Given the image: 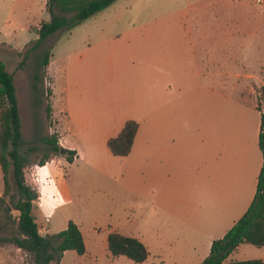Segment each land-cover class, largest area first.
Masks as SVG:
<instances>
[{
	"label": "rangeland",
	"instance_id": "1",
	"mask_svg": "<svg viewBox=\"0 0 264 264\" xmlns=\"http://www.w3.org/2000/svg\"><path fill=\"white\" fill-rule=\"evenodd\" d=\"M46 4L47 0H0V26L15 6L17 10L13 14L18 20L33 27V32L28 29L23 38L26 35L35 38L36 26L39 24V28L43 21L51 19ZM196 41L212 44L206 43L209 49L197 44L198 49L193 51L191 44ZM175 46H178L180 60L188 61L186 54L191 60L195 57L200 70L203 69L201 60L207 53L209 57L221 58L230 54L231 75L237 72L248 75L242 79L231 77L229 90L226 83L222 85V77H198L194 80L199 87L198 104L209 106L206 111L199 109L198 119L202 121L206 115L209 119L214 115L215 120L224 123L231 145H243L245 133L248 137L251 126L256 119L260 120L256 110L260 100H263L261 106L264 104V0H236L225 5L198 6L188 0H117L109 9L75 29L62 30L50 38L46 48L53 47V57L47 75L40 82L46 93L39 95V100L36 101L31 89L35 54L26 58L21 69L19 65L9 63L20 105L25 142L23 150L29 152V165L25 170L28 184L36 185L39 163L53 154L43 138L53 134L60 138L59 120L63 116L56 117L53 113V118L49 119L46 113L47 91L54 87V78L57 95L53 101L58 109L64 107L65 98H68L79 108L80 117L94 123L108 122L119 115L132 117L141 124L158 117L160 60L164 51ZM31 47L29 44L28 48ZM226 50H229L227 54H223ZM166 55L171 54L168 51ZM217 67L218 64L214 71ZM238 81H241L240 87L233 86ZM212 85L215 86L214 101L210 92L204 97L201 90L202 86L211 89ZM212 105L214 109H211ZM59 173L60 169L47 166L42 177L43 180H54L60 176ZM42 194L38 215L51 235L68 220L80 222L87 233L95 234L98 230L101 237L111 228L124 236L134 237L142 235L149 226L144 222L142 207L139 206L143 200L127 191L123 179L107 181L87 195L73 194V198L64 192L55 194L47 181ZM15 195L16 188L11 178L10 194L6 203L0 204V239L17 236L20 213L12 209L11 203ZM55 196L58 201H53ZM100 210L110 214L105 218L91 216ZM243 248L251 250V254L246 256L249 258L254 257L252 250L259 251L249 244ZM240 255L241 251L235 255L236 259H243ZM97 257V260L87 257L83 264H112L102 248ZM119 258L121 261L113 264H136L126 257ZM0 261L35 264L29 253L12 243H0ZM65 264H79V261L66 258Z\"/></svg>",
	"mask_w": 264,
	"mask_h": 264
},
{
	"label": "crops",
	"instance_id": "2",
	"mask_svg": "<svg viewBox=\"0 0 264 264\" xmlns=\"http://www.w3.org/2000/svg\"><path fill=\"white\" fill-rule=\"evenodd\" d=\"M188 1L198 6L225 5L236 0ZM15 10L17 8L13 6L10 16L0 26V60L8 70L10 62L16 66L22 62V54L28 45L38 39L37 34L35 38L32 35L23 38L22 35L28 29L33 32V27L19 21L13 14ZM206 43L193 42L192 50L198 49L197 44L209 49ZM176 47L169 48L164 51L165 56H161L158 117L139 124L132 150L126 157H115L108 142L119 135L127 121L135 119L116 115L108 122L94 123L80 117L79 108L68 98H65V105L61 109L53 101L56 117L63 116L59 120V143L63 149L75 151L76 156L72 164L63 155L57 161L39 166L36 171L37 187L33 188L38 190L39 198L34 203V215L42 233L49 234L38 215L47 181L53 186L55 194L64 192L73 198V194L81 193L85 196L107 181L125 180L127 191L138 200H143L139 206L142 207L144 222L149 224L142 235H134L149 250V257L142 264H202L210 255L213 242L223 238L247 213L255 199L264 164L259 146L261 113L256 109L260 120L256 119L251 126L248 137L245 133L243 145H231L229 132H226L221 120H215L214 115L210 119L207 115L202 121L198 119L199 109L206 111L209 106L198 104L199 87L194 84V80L198 77H222V85L226 83L229 90L231 77L242 79L248 75L241 72L231 75L230 54L221 58L215 55L209 57L207 53L204 60H201L203 69L200 70L195 57L191 60L186 54L188 61L180 60L179 49ZM168 51L171 54L169 56L166 55ZM227 51L223 54H227ZM216 64L218 67L214 71ZM240 82L233 86L240 87ZM53 90L54 100L57 95L55 78ZM201 90L204 97L209 92L212 97L215 95L214 85L211 89L202 86ZM211 109H214V105ZM262 110L264 112V104ZM47 166L60 169V176L54 180H43L42 171ZM62 168L65 173L61 171ZM4 190V175L0 166V195H3ZM56 200L58 197L55 196L53 201ZM109 214L100 210L91 216L105 218ZM69 222L63 223L57 233L66 230ZM75 223L83 233L87 253L80 256L75 251H66L59 264H65L66 258L79 261V264H83L87 257L97 260L100 248L112 264L121 261L119 257L112 256L108 246L109 235L118 230L111 228L101 237L98 230L95 234L87 233L80 222ZM245 245L248 244L241 245L228 260L258 259L264 262V247L257 248L259 251L252 250L254 257L249 258L246 256L251 254V250L243 248ZM240 251L243 259H236L235 255ZM0 264L13 262L0 261Z\"/></svg>",
	"mask_w": 264,
	"mask_h": 264
},
{
	"label": "trees",
	"instance_id": "3",
	"mask_svg": "<svg viewBox=\"0 0 264 264\" xmlns=\"http://www.w3.org/2000/svg\"><path fill=\"white\" fill-rule=\"evenodd\" d=\"M117 0H47L46 8L51 16L49 21H43L34 30L38 35L32 41L31 48L22 54L23 60L19 69L25 66L26 58L35 54L36 67L32 75L31 89L35 99L46 92L40 82L48 73L53 57V47L46 48L51 37L62 30H72L91 17L109 9ZM58 13V14H57ZM29 46V45H28ZM49 101L46 107L47 117L53 118L54 90L47 91ZM38 96V97H37ZM261 102L258 110L261 113V131L259 146L264 156V112ZM139 130V123L129 120L117 137L109 140L108 146L115 157H126L132 150L134 139ZM50 146L53 154L46 156L39 166L57 161L59 155H66L70 164L74 162L76 152L62 149L56 134L43 138ZM24 138L20 105L17 96L14 75L9 72L6 64L0 60V166L4 175L5 190L0 195V204L6 203V197L11 190V178L16 188V195L11 198L12 209L19 214L17 236L0 239V243H12L17 248L26 251L35 264L60 263L66 251H75L83 256L87 247L80 227L70 221L66 230L51 235L42 233L34 215V203L39 198V192L26 180L25 170L29 165V152L23 150ZM243 244L257 248L264 247V164L259 176L255 199L247 213L211 247L210 255L202 264H264L262 260L229 261L228 258ZM109 250L114 257L124 256L136 264L144 263L149 257L146 245L135 237H127L118 232H112L108 237Z\"/></svg>",
	"mask_w": 264,
	"mask_h": 264
},
{
	"label": "water",
	"instance_id": "4",
	"mask_svg": "<svg viewBox=\"0 0 264 264\" xmlns=\"http://www.w3.org/2000/svg\"><path fill=\"white\" fill-rule=\"evenodd\" d=\"M61 150H63V148Z\"/></svg>",
	"mask_w": 264,
	"mask_h": 264
}]
</instances>
